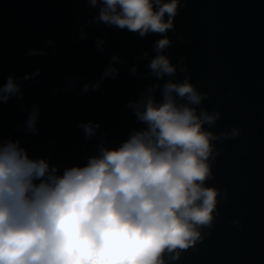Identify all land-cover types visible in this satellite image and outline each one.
I'll use <instances>...</instances> for the list:
<instances>
[{
  "label": "water",
  "instance_id": "obj_1",
  "mask_svg": "<svg viewBox=\"0 0 264 264\" xmlns=\"http://www.w3.org/2000/svg\"><path fill=\"white\" fill-rule=\"evenodd\" d=\"M0 264H264V0H0Z\"/></svg>",
  "mask_w": 264,
  "mask_h": 264
}]
</instances>
